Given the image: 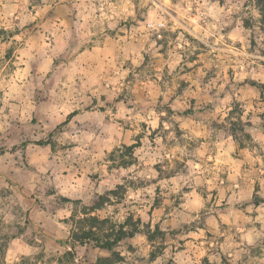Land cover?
<instances>
[{"label":"clouds","instance_id":"clouds-1","mask_svg":"<svg viewBox=\"0 0 264 264\" xmlns=\"http://www.w3.org/2000/svg\"><path fill=\"white\" fill-rule=\"evenodd\" d=\"M0 264H264V0H0Z\"/></svg>","mask_w":264,"mask_h":264}]
</instances>
